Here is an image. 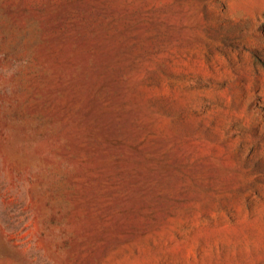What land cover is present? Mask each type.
Returning <instances> with one entry per match:
<instances>
[{"label":"rangeland","instance_id":"rangeland-1","mask_svg":"<svg viewBox=\"0 0 264 264\" xmlns=\"http://www.w3.org/2000/svg\"><path fill=\"white\" fill-rule=\"evenodd\" d=\"M0 264H264V0H0Z\"/></svg>","mask_w":264,"mask_h":264}]
</instances>
